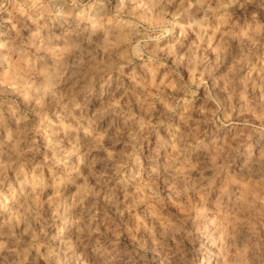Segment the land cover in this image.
<instances>
[{
  "label": "clouds",
  "instance_id": "obj_1",
  "mask_svg": "<svg viewBox=\"0 0 264 264\" xmlns=\"http://www.w3.org/2000/svg\"><path fill=\"white\" fill-rule=\"evenodd\" d=\"M0 264H264V0H0Z\"/></svg>",
  "mask_w": 264,
  "mask_h": 264
}]
</instances>
